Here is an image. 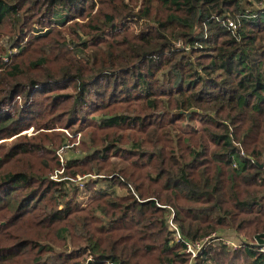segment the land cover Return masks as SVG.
<instances>
[{
    "label": "trees",
    "instance_id": "obj_1",
    "mask_svg": "<svg viewBox=\"0 0 264 264\" xmlns=\"http://www.w3.org/2000/svg\"><path fill=\"white\" fill-rule=\"evenodd\" d=\"M262 1L0 0V264H264Z\"/></svg>",
    "mask_w": 264,
    "mask_h": 264
},
{
    "label": "built area",
    "instance_id": "obj_2",
    "mask_svg": "<svg viewBox=\"0 0 264 264\" xmlns=\"http://www.w3.org/2000/svg\"><path fill=\"white\" fill-rule=\"evenodd\" d=\"M257 8L259 11L264 12V1H262L261 3H259L257 5ZM229 28L235 30V26L229 22ZM6 61V59H5ZM80 189L82 190V186H80ZM168 225L170 226V229L173 227V229H171L174 234L177 233V230L175 229V226L172 224V217L170 219V221L168 222ZM182 240V237L180 235L177 234L176 237H174V241L178 242ZM185 243V254L189 257L188 263L187 264H197V261L202 259V257L204 256V252L207 249L208 246L214 244V243H223L226 246L232 248V249H239L242 248L243 246H245V242L242 239H232V241L221 238L215 234L209 236L208 238H206L204 241L200 242V243H187V241L182 240ZM254 247L258 249L259 252L264 253V246H257L256 244H254ZM206 260L205 258L202 259V262ZM202 264H211L208 261H204Z\"/></svg>",
    "mask_w": 264,
    "mask_h": 264
},
{
    "label": "rangeland",
    "instance_id": "obj_3",
    "mask_svg": "<svg viewBox=\"0 0 264 264\" xmlns=\"http://www.w3.org/2000/svg\"><path fill=\"white\" fill-rule=\"evenodd\" d=\"M180 47V46H179ZM5 61V60H4ZM179 126H181L182 128H184L182 125H181V123L179 124ZM58 131H60V130H58ZM41 132V133H40ZM36 133H39V134H49V133H51L50 131H48V132H45L44 130H40V131H38V132H36ZM36 133H34V131H33V128H31V129H29V130H27V131H24V132H22L20 135L21 136H23V135H27V136H31V135H34V134H36ZM38 134V135H39ZM45 137H41V140H43ZM12 141V139H5V140H2L1 142H0V144H3V143H10ZM43 142V141H42ZM53 149V148H52ZM54 149H56V148H54ZM53 149V150H54ZM58 152H57V155H58V160L59 161H61V162H64V158H65V156H70V154L71 153H68V152H66V151H64V150H61V148L60 149H58L57 150ZM77 155L79 154V153H76ZM79 156V155H78ZM50 164L51 165H53L54 164V162L52 161V162H50ZM262 168H264V165H262ZM60 174V172L59 171H54V172H52V175H51V178H53V179H55V180H57L58 179V175ZM82 203H83V205H86V203H87V197H84L83 199H82ZM170 219H171V217H169L168 219H167V226L170 228V226L168 225V222L170 221ZM172 224H173V222H172ZM174 225V224H173ZM175 226V229L177 230V228H176V225H174ZM171 229H173V227L171 228ZM172 231V230H171ZM173 232V231H172ZM174 233V232H173ZM177 234L179 235V232L177 231V233L176 234H173V236L174 237H176L177 236ZM213 235V234H212ZM215 235H217V236H219V237H221V238H224V239H227V240H230V241H232V239H241V238H239V237H235V236H233L232 234H229V233H227V234H215ZM243 240V239H242ZM244 241V240H243ZM245 242V241H244ZM254 244H256L255 243V240H254Z\"/></svg>",
    "mask_w": 264,
    "mask_h": 264
},
{
    "label": "water",
    "instance_id": "obj_4",
    "mask_svg": "<svg viewBox=\"0 0 264 264\" xmlns=\"http://www.w3.org/2000/svg\"><path fill=\"white\" fill-rule=\"evenodd\" d=\"M260 168H262L261 165ZM254 240L257 246H264V235H257Z\"/></svg>",
    "mask_w": 264,
    "mask_h": 264
}]
</instances>
